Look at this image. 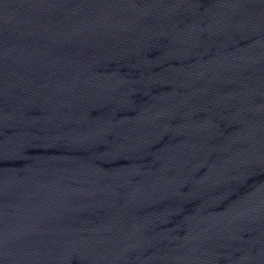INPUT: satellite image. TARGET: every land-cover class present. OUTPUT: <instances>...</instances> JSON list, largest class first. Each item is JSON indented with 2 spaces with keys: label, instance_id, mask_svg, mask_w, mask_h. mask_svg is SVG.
<instances>
[{
  "label": "water",
  "instance_id": "obj_1",
  "mask_svg": "<svg viewBox=\"0 0 264 264\" xmlns=\"http://www.w3.org/2000/svg\"><path fill=\"white\" fill-rule=\"evenodd\" d=\"M0 264H264V0H0Z\"/></svg>",
  "mask_w": 264,
  "mask_h": 264
}]
</instances>
